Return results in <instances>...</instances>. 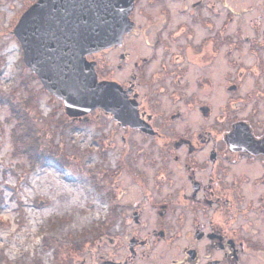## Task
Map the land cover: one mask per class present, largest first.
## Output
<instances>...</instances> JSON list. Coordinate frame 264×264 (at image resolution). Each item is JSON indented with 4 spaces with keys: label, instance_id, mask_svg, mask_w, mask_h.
<instances>
[{
    "label": "flooded vegetation",
    "instance_id": "obj_1",
    "mask_svg": "<svg viewBox=\"0 0 264 264\" xmlns=\"http://www.w3.org/2000/svg\"><path fill=\"white\" fill-rule=\"evenodd\" d=\"M36 1L8 31L45 87L13 33ZM129 16L84 57L130 113L71 115L45 87L73 129L110 121L122 138L101 223L53 264H264V0H134Z\"/></svg>",
    "mask_w": 264,
    "mask_h": 264
},
{
    "label": "rangeland",
    "instance_id": "obj_2",
    "mask_svg": "<svg viewBox=\"0 0 264 264\" xmlns=\"http://www.w3.org/2000/svg\"><path fill=\"white\" fill-rule=\"evenodd\" d=\"M24 1L0 0V254L4 264H53L73 231L101 223L122 138L110 121L73 129L61 102L27 70L20 42L8 31ZM17 105L28 106L42 149L54 158L30 164L28 156L14 155Z\"/></svg>",
    "mask_w": 264,
    "mask_h": 264
},
{
    "label": "water",
    "instance_id": "obj_3",
    "mask_svg": "<svg viewBox=\"0 0 264 264\" xmlns=\"http://www.w3.org/2000/svg\"><path fill=\"white\" fill-rule=\"evenodd\" d=\"M134 0H37L13 33L25 61L71 115L99 107L117 117L130 113L114 82L99 81L85 54L117 43L132 26ZM124 121L127 119L124 117Z\"/></svg>",
    "mask_w": 264,
    "mask_h": 264
},
{
    "label": "trees",
    "instance_id": "obj_4",
    "mask_svg": "<svg viewBox=\"0 0 264 264\" xmlns=\"http://www.w3.org/2000/svg\"><path fill=\"white\" fill-rule=\"evenodd\" d=\"M19 105L12 107L14 116H17V120H20L18 126L19 129L14 128V132L12 133L14 155L28 156L30 159V164H37L43 160L45 161L49 158H54L51 157V150H49L51 153L48 152V155L44 152L45 150L42 149V137L39 136V130L36 129L33 120L30 117L29 111L27 110L28 106L25 107V105H23L24 107H22ZM5 260L6 257L0 254V264H4Z\"/></svg>",
    "mask_w": 264,
    "mask_h": 264
}]
</instances>
